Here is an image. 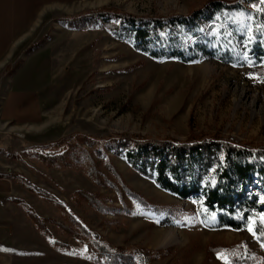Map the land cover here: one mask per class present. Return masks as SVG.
<instances>
[{"label": "rangeland", "instance_id": "1", "mask_svg": "<svg viewBox=\"0 0 264 264\" xmlns=\"http://www.w3.org/2000/svg\"><path fill=\"white\" fill-rule=\"evenodd\" d=\"M208 1L65 0L43 11L11 49L0 69V100L10 76L29 58L20 77L41 85L47 100L43 144L8 156L14 166L0 170L6 172L0 179L38 200L9 201L36 227L26 212L30 207L48 231L41 232L47 257L26 264H123L121 258L109 263V255L101 256L117 249L126 251L133 264H264V246L249 231L254 232L251 220L241 231L206 227L192 198L164 191L125 156L132 147L128 143L139 138L165 143L220 138L264 146V60L251 62L245 52L243 65L212 57L188 64L153 59L100 16H91L186 15ZM91 157L108 176L115 170L120 174L119 189L98 186L84 172L77 160L87 164ZM23 180L47 197L30 192ZM251 184L263 193L260 181ZM80 193L96 195L105 210Z\"/></svg>", "mask_w": 264, "mask_h": 264}, {"label": "trees", "instance_id": "2", "mask_svg": "<svg viewBox=\"0 0 264 264\" xmlns=\"http://www.w3.org/2000/svg\"><path fill=\"white\" fill-rule=\"evenodd\" d=\"M110 15L120 20L119 25L109 22ZM110 15L91 16L97 19L100 16L120 37L131 39L135 50L153 59H174L188 64L201 57H212L224 63L243 65L245 52L251 62L264 60V0H210L186 15L169 17H135L115 12ZM128 144L132 147L125 156L132 168L152 179L164 191L181 199L192 198L206 227L241 231L251 220L257 240L264 245L261 216L264 214V191H254L251 184L256 179L264 189V146L255 149L233 140L195 137L185 143L139 138ZM80 151L87 154L85 149ZM62 159L44 157L53 163ZM77 162L96 185L119 189L116 182H122V178L116 170L111 172L113 176H108L98 169L92 157L87 164ZM3 177L0 174V178ZM22 185L30 192L47 197L24 180ZM126 192L138 202H144L129 189ZM79 195L94 208L99 206L105 210L96 195ZM25 207L37 229L47 234L43 220L30 207ZM104 251L101 256L109 255V263L119 258L123 264L134 262L124 250Z\"/></svg>", "mask_w": 264, "mask_h": 264}, {"label": "crops", "instance_id": "3", "mask_svg": "<svg viewBox=\"0 0 264 264\" xmlns=\"http://www.w3.org/2000/svg\"><path fill=\"white\" fill-rule=\"evenodd\" d=\"M64 1L0 0V69L11 49L30 32L40 14ZM29 61L30 58L10 76L0 100V170L14 166L15 162L8 156L30 152L43 144L40 139L44 136V103L47 101L44 90L41 85L34 86L28 76L20 77ZM9 182L0 179V264L41 260L47 257L46 239L24 210L9 201L11 197H20L32 204L38 200Z\"/></svg>", "mask_w": 264, "mask_h": 264}, {"label": "snow or ice", "instance_id": "4", "mask_svg": "<svg viewBox=\"0 0 264 264\" xmlns=\"http://www.w3.org/2000/svg\"><path fill=\"white\" fill-rule=\"evenodd\" d=\"M262 219H264V217H262ZM249 231L252 232L253 235H255V232H253L252 227H249ZM262 246H264V245H262ZM220 258L223 259V257H220ZM225 264H227V261H225Z\"/></svg>", "mask_w": 264, "mask_h": 264}]
</instances>
